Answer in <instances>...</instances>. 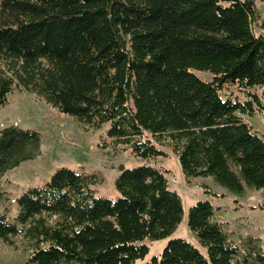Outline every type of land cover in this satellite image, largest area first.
Masks as SVG:
<instances>
[{
	"label": "trees",
	"instance_id": "16d2710c",
	"mask_svg": "<svg viewBox=\"0 0 264 264\" xmlns=\"http://www.w3.org/2000/svg\"><path fill=\"white\" fill-rule=\"evenodd\" d=\"M264 1V0H262ZM257 0H0V106L16 88L34 92L115 148L147 163L118 166L115 198L97 195L93 173L58 168L43 185L0 210V242L28 256L22 264H136L145 239L168 237L184 204L150 161L170 147L188 183L212 176L234 194L260 190L264 138L244 115L264 114V33ZM195 71L212 74L201 79ZM150 133V135H147ZM41 134L0 129L1 180L41 154ZM207 192L219 195L213 188ZM264 209V201L260 203ZM220 206L198 200L187 225L203 252L170 238L143 264H264V237L238 245Z\"/></svg>",
	"mask_w": 264,
	"mask_h": 264
},
{
	"label": "rangeland",
	"instance_id": "374dc122",
	"mask_svg": "<svg viewBox=\"0 0 264 264\" xmlns=\"http://www.w3.org/2000/svg\"><path fill=\"white\" fill-rule=\"evenodd\" d=\"M256 6L259 16L254 24L255 32L264 33V1L257 0ZM195 73L203 80L212 78V74L206 71ZM244 120L264 138V114L244 115ZM7 125L35 129L42 138L41 154L10 168L1 180L2 188L9 199L0 201V210H8L10 216L17 213L16 204L11 200L30 187L46 183L58 168L67 166L77 172H95L101 181L94 185V192L115 198L119 195L116 189L118 166L123 163L132 168L147 163L135 157L130 148H115L106 135L108 124L101 129H85L74 116L59 111L34 92L16 88L8 94V102L0 106V129ZM147 135L151 136L150 133ZM163 148L167 155L150 163L169 170L166 172L169 187L182 196L183 219L168 237L145 239L143 242L150 248L149 253L144 259L137 260L136 264H143L154 255H159L168 240L174 237H185L205 252V248L190 231L186 218L189 207L198 200H211L216 206H220L217 217L227 221L228 231L238 245L242 238L248 236L260 239L264 237V209L259 207L264 201L262 191L247 188L244 194L237 195L219 186L212 176H196L188 183L177 155L170 147ZM206 185L219 195L207 192L209 188ZM17 242L18 247H9L0 242V264H22L25 261L27 250L21 239Z\"/></svg>",
	"mask_w": 264,
	"mask_h": 264
}]
</instances>
